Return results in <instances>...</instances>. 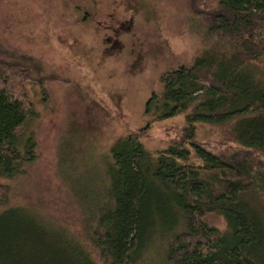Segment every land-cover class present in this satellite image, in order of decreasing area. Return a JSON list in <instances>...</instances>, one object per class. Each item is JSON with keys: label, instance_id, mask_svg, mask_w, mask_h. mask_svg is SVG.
I'll use <instances>...</instances> for the list:
<instances>
[{"label": "trees", "instance_id": "16d2710c", "mask_svg": "<svg viewBox=\"0 0 264 264\" xmlns=\"http://www.w3.org/2000/svg\"><path fill=\"white\" fill-rule=\"evenodd\" d=\"M205 1L190 0V7L215 42L189 64L163 72L144 105L151 122L184 114L180 138L149 151L138 134L128 133L109 150L104 189L78 196L76 186L92 249L79 238H53L58 229L11 204L1 184L0 264H66L68 252L77 264H99L95 256L104 264H264V209L251 199L264 193V171L249 160L264 157V0H213L201 9ZM27 85L44 88L40 62L0 57L4 179L23 174L37 158L28 131L37 112ZM232 121L241 150L229 157L195 138L198 123ZM79 188L83 193L82 182ZM211 213L223 216L225 229L206 221Z\"/></svg>", "mask_w": 264, "mask_h": 264}, {"label": "rangeland", "instance_id": "374dc122", "mask_svg": "<svg viewBox=\"0 0 264 264\" xmlns=\"http://www.w3.org/2000/svg\"><path fill=\"white\" fill-rule=\"evenodd\" d=\"M191 10L190 0H0V57L35 58L45 77L44 88L27 85L37 112L28 123L37 158L23 174L0 177V185L8 189L11 204L58 229L53 238H79L92 249L84 231L88 212L78 196L104 189L109 150L117 139L136 133L146 149L158 151L180 138L184 114L151 122L144 105L159 90L163 72L189 64L215 42ZM232 123H198L195 138L229 157L241 150ZM249 160L264 171L263 156ZM251 199L264 209L263 192ZM205 219L226 228L219 214ZM68 254L66 264L79 263Z\"/></svg>", "mask_w": 264, "mask_h": 264}]
</instances>
